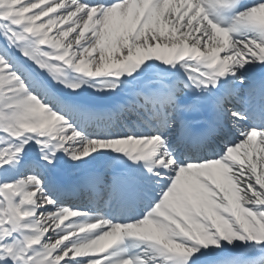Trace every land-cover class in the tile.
<instances>
[{"label": "snow or ice", "instance_id": "1", "mask_svg": "<svg viewBox=\"0 0 264 264\" xmlns=\"http://www.w3.org/2000/svg\"><path fill=\"white\" fill-rule=\"evenodd\" d=\"M0 264H264V0H0Z\"/></svg>", "mask_w": 264, "mask_h": 264}]
</instances>
